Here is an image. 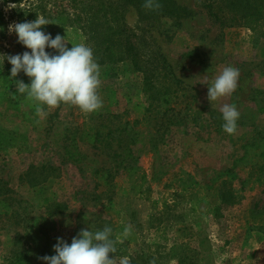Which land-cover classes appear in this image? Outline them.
Returning <instances> with one entry per match:
<instances>
[{
    "label": "rangeland",
    "instance_id": "1",
    "mask_svg": "<svg viewBox=\"0 0 264 264\" xmlns=\"http://www.w3.org/2000/svg\"><path fill=\"white\" fill-rule=\"evenodd\" d=\"M177 2L192 14L144 21L134 8L125 11L138 69L132 62L99 65L103 106L90 114L68 104L38 111L36 101L17 91L30 78L11 77L7 60L0 66V198L9 205L0 216V264L18 251L28 254L23 264H44L40 258L55 254L58 237L70 243L82 229L104 226L112 228L117 261L264 264V170H256L254 149L241 159L243 145L264 135V24L220 25L194 0ZM27 4L0 3V54L30 51L8 31L10 24L36 19L15 11ZM44 32L65 37L69 48L86 43L76 27ZM165 64L181 83L164 77ZM227 66L239 69L238 86L210 103L208 86ZM156 67L152 82L170 89L168 103L144 92L143 81L156 76ZM225 103L240 112L232 135L222 130ZM100 122L131 133L132 155L124 163L138 167L134 174L107 147L73 141L79 129ZM98 167L117 171L111 188L96 186ZM108 188L110 199L103 194Z\"/></svg>",
    "mask_w": 264,
    "mask_h": 264
},
{
    "label": "trees",
    "instance_id": "2",
    "mask_svg": "<svg viewBox=\"0 0 264 264\" xmlns=\"http://www.w3.org/2000/svg\"><path fill=\"white\" fill-rule=\"evenodd\" d=\"M26 8L17 7L15 11L31 16H43L48 19L51 24L42 26L45 31L50 28L57 27H76L86 36V45L92 48L93 56L98 65L116 64L119 62H132V65L138 69L139 57L135 43L133 41L134 33L127 27L125 23L124 13L132 7L136 10L141 20H158L163 17L180 19L188 17L192 14V10L177 0H153L152 8L145 7L146 0H4L3 3H15L19 5L27 2ZM197 7L206 10L209 17L213 18L220 25L234 26L238 24H246L252 26L255 22L264 24V0H194ZM158 4L159 7H155ZM19 16H22L19 14ZM0 35L4 36L5 22L0 10ZM168 65H164V77L172 79V84H179L181 81L176 79ZM11 65L8 64L6 71L10 72ZM152 72H156V76L146 75L143 81L144 92H150L149 97L152 99L156 96L158 100H164L168 103L170 98L167 96L170 92L169 88H163L153 83L158 75L157 67ZM17 76L27 78L21 72ZM152 76V77H151ZM147 86V88H145ZM103 117V116H102ZM117 118L118 115H113ZM131 133L124 125L104 124L102 122L89 126V128L79 129L78 139L73 141H83L98 148L100 145L112 150L114 157H122L119 166L126 170L129 175L135 173L138 167L133 164L124 163L127 157L132 155L130 143H134V139L129 138ZM115 145V149L113 146ZM75 148V147H74ZM244 154L242 160L248 157L249 151L254 149L256 152V165L259 172L264 170V135L258 139L243 145ZM119 149H122L118 152ZM66 154L73 161H79L76 151L66 148ZM117 174L116 170L107 167H98L94 170L97 178L96 186L100 184L109 188L112 186L113 177ZM145 180V174L139 175L140 184ZM111 185V186H110ZM107 189L106 199L112 198V190ZM7 197L0 198V216L8 213L9 205ZM65 205H63V208ZM102 230V228L100 229ZM51 255L50 251L48 252ZM142 256L140 255V259ZM28 254L24 251H18L6 263L23 264L29 263ZM139 259V257H138ZM131 263H137L132 259Z\"/></svg>",
    "mask_w": 264,
    "mask_h": 264
},
{
    "label": "clouds",
    "instance_id": "3",
    "mask_svg": "<svg viewBox=\"0 0 264 264\" xmlns=\"http://www.w3.org/2000/svg\"><path fill=\"white\" fill-rule=\"evenodd\" d=\"M4 0H0L3 3ZM153 0H146L145 7L152 8ZM9 7H12L9 5ZM155 7H159L158 4ZM51 24L43 16L31 22L13 23L8 26L17 42L30 51L22 54H0V66L3 62L11 65L10 76L16 77L23 72L30 78V84L19 82L17 91L26 94L40 106L56 108L60 104L77 107L81 112L90 114L102 108L103 101L98 94L100 87V68L93 56L91 47L84 43L66 46L65 37L45 33L42 26ZM2 30V29H0ZM55 50V54L47 52ZM240 71L233 66L225 67L208 86L207 98L211 102L230 96L238 86ZM222 130L232 135L236 132L240 112L235 106L225 103L221 108ZM125 229V234L127 233ZM116 240L112 238V228L104 226L102 230L82 229L68 243L57 238L53 245L52 256L40 259L44 264H130L128 257L116 260ZM110 254H113L110 258Z\"/></svg>",
    "mask_w": 264,
    "mask_h": 264
}]
</instances>
